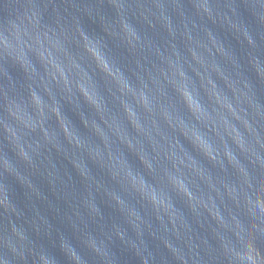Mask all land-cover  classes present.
Segmentation results:
<instances>
[{
    "label": "water",
    "instance_id": "water-1",
    "mask_svg": "<svg viewBox=\"0 0 264 264\" xmlns=\"http://www.w3.org/2000/svg\"><path fill=\"white\" fill-rule=\"evenodd\" d=\"M236 0H0V26H6L33 6L43 11L46 21H54L55 14L80 20L89 35L105 37L98 10L106 18L114 17L111 8L128 7L136 9L138 19L133 17L138 29L129 28L124 47H115L109 42L114 56L125 62L123 70L107 65L97 54L92 41L81 35L85 49L97 60L107 80L103 88L83 69L76 56L68 53L59 44L52 48H40L36 55L46 66L43 74L33 79L28 89V106L14 104L9 107L7 93L0 81V118L7 119L16 113L18 126L29 133L24 142L38 163L35 169L18 162L21 173L32 180L52 161L74 138L90 126L117 101L150 77L169 61L206 37L208 34L236 18L233 11ZM93 9L91 17L85 12ZM239 12L245 6L239 3ZM45 43L48 38L44 37ZM30 67V65H29ZM14 79H21L17 69L9 68ZM12 130L0 124V134ZM0 145L10 160L17 161L7 143L0 137ZM41 153L43 156L41 157ZM43 160L42 163L39 161ZM0 213L6 208L27 181L3 172L0 175ZM6 191V192H5ZM7 193V196H6Z\"/></svg>",
    "mask_w": 264,
    "mask_h": 264
},
{
    "label": "clouds",
    "instance_id": "clouds-1",
    "mask_svg": "<svg viewBox=\"0 0 264 264\" xmlns=\"http://www.w3.org/2000/svg\"><path fill=\"white\" fill-rule=\"evenodd\" d=\"M99 3L103 5L104 0H99ZM239 3H243L245 10L260 23L264 18L261 17L259 8L264 5V0H236L234 4V15L238 17L243 28L250 32L249 25L245 23L238 10ZM111 8L114 10V17L110 19L96 11L107 39L89 35L75 16L69 20L56 13L54 21H46L44 13L47 11V5L43 11L33 6L14 20L8 21L6 26H0V81L7 78V84L3 83V89L8 95L10 109L17 103L28 106V89L32 87L33 78L38 74L44 76L46 66L35 54L38 46L40 48H52L57 44L62 46L68 53L76 56L83 69L100 88L104 87L107 77L98 67L97 60L85 49L81 35L94 43L98 56L107 65L123 70L125 62L113 55L109 42H112L115 47H124L127 30L138 29L133 17L137 19L139 17L134 8L123 6L119 9ZM85 12L91 17L93 9L86 8ZM44 37L48 38L47 43ZM9 68L17 69L22 74V80L14 79ZM251 69L260 81H264V77L260 76L254 68ZM15 117L16 113L13 110L12 115L6 120L0 118V124L12 130L7 135L0 134V137L17 158L16 162L10 160L3 151V145H0V175L7 172L19 181H27V185L32 187L31 180L21 173L18 162L35 169L38 160L24 142V137L29 133L22 126H18ZM40 155L42 157L43 153ZM39 162L42 163L43 160L40 159ZM0 186L3 187V185ZM7 200L11 204L8 196ZM3 204L4 201L0 200V205ZM233 216L237 224L226 232L221 231L218 238L210 241L208 248L199 251L197 264H264V255L256 246L257 237H264V177L259 178L257 183H253L251 177H247L239 186ZM35 230L39 232L38 227ZM25 234L27 243L20 240L14 241L10 250L9 264H14L16 261L28 264L29 258H31V264H44L45 259L50 260L51 264H57L56 257L47 248L34 245L26 231ZM62 240L64 239L61 238L59 243L60 251L69 264H77L63 247ZM70 247L72 253L79 258L80 264H87L84 257L74 247L71 245ZM89 249L101 258L97 252ZM111 260L113 261L112 257Z\"/></svg>",
    "mask_w": 264,
    "mask_h": 264
}]
</instances>
